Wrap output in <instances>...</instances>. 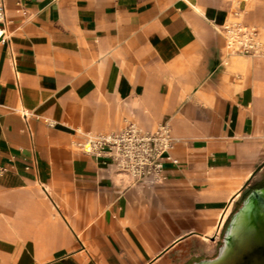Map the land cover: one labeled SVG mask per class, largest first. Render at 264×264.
Wrapping results in <instances>:
<instances>
[{"label": "crops", "instance_id": "1", "mask_svg": "<svg viewBox=\"0 0 264 264\" xmlns=\"http://www.w3.org/2000/svg\"><path fill=\"white\" fill-rule=\"evenodd\" d=\"M4 1L0 264H173L215 249L264 189V49L231 54L222 31L255 26L264 44V0ZM128 122L170 125L154 184L77 147Z\"/></svg>", "mask_w": 264, "mask_h": 264}, {"label": "built area", "instance_id": "2", "mask_svg": "<svg viewBox=\"0 0 264 264\" xmlns=\"http://www.w3.org/2000/svg\"><path fill=\"white\" fill-rule=\"evenodd\" d=\"M6 20L5 1L0 0V25ZM231 54L253 56L263 52L260 30L240 22L225 24L222 28ZM3 35L1 30L0 37ZM168 122L147 131L134 122H128L118 131L89 135L77 147L84 153L110 159L124 178L140 184H154L163 177L164 160L172 146Z\"/></svg>", "mask_w": 264, "mask_h": 264}, {"label": "bare ground", "instance_id": "3", "mask_svg": "<svg viewBox=\"0 0 264 264\" xmlns=\"http://www.w3.org/2000/svg\"><path fill=\"white\" fill-rule=\"evenodd\" d=\"M254 197L233 217L217 256L195 264H264V220L257 213Z\"/></svg>", "mask_w": 264, "mask_h": 264}, {"label": "rangeland", "instance_id": "4", "mask_svg": "<svg viewBox=\"0 0 264 264\" xmlns=\"http://www.w3.org/2000/svg\"><path fill=\"white\" fill-rule=\"evenodd\" d=\"M89 135H91V134H88V136ZM247 197V196H246ZM245 197V198H246ZM245 201V200H244ZM242 202H243V200H241L240 201V203H239V206L237 207V209L236 210H238L239 211V207L241 206L242 207ZM240 207V208H241ZM238 211H235L233 214H232V216H231V218L228 220V222L226 223V228H225V230H227V228H228V226H229V223H230V221H231V219H232V217L234 216V214L235 213H237ZM225 230H222L221 232H219V234L217 235V237L219 238V242H218V244H217V246H216V248L215 249H212L210 252H204V250L203 249H199V250H196L197 249V247L196 246H194V249H190V246L189 247H186L185 249H183V250H177V251H175V252H173V255H172V261H173V264H192V262L194 261V260H196V259H198V260H196L197 262L198 261H200L199 259L201 258V257H206V258H210V259H212V258H214V257H216L217 256V254H218V252H219V248L223 245V243H224V238H225V233H226V231ZM192 247V246H191ZM200 253V254H199ZM184 262V263H183Z\"/></svg>", "mask_w": 264, "mask_h": 264}, {"label": "water", "instance_id": "5", "mask_svg": "<svg viewBox=\"0 0 264 264\" xmlns=\"http://www.w3.org/2000/svg\"><path fill=\"white\" fill-rule=\"evenodd\" d=\"M252 194H255L254 201H255V203H256L257 213H258V215L260 216V218L264 220V189L259 190V191H255V192L252 193ZM252 194H251V195H252ZM251 195H249V196L245 199V201L243 202L242 207L244 206V204H245L246 201L250 198ZM240 209H241V208H240ZM240 209H239V210H240ZM235 214H236V213H235ZM235 214H234V216H235ZM234 216H233V217H234ZM233 217H232V219H233ZM232 219H231V221H232ZM231 221H230V223H231ZM230 223H229V225H230ZM228 227H229V226H228ZM227 230H228V228H227ZM227 230H226V233H227ZM226 233H225V238H226ZM224 242H225V239H224ZM223 244H224V243H223Z\"/></svg>", "mask_w": 264, "mask_h": 264}]
</instances>
